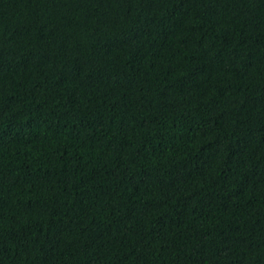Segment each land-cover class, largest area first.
Here are the masks:
<instances>
[{"label": "trees", "instance_id": "16d2710c", "mask_svg": "<svg viewBox=\"0 0 264 264\" xmlns=\"http://www.w3.org/2000/svg\"><path fill=\"white\" fill-rule=\"evenodd\" d=\"M0 264H264V0H0Z\"/></svg>", "mask_w": 264, "mask_h": 264}]
</instances>
